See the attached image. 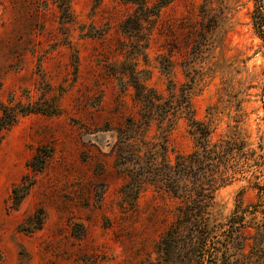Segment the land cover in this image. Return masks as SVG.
<instances>
[{
	"label": "rangeland",
	"instance_id": "1",
	"mask_svg": "<svg viewBox=\"0 0 264 264\" xmlns=\"http://www.w3.org/2000/svg\"><path fill=\"white\" fill-rule=\"evenodd\" d=\"M160 1L145 0L137 29L129 17L144 16L127 0H0V264H164L158 245L179 200L143 177L130 192L138 166L118 163L115 130L146 113L140 157L163 144L171 162L191 152L184 115L156 114L163 101L176 105L184 84L211 142L242 144L220 167L228 183L213 193L210 224L239 203L264 209L258 0H166L152 15ZM135 85L153 105L136 101ZM252 217L264 220L246 214L247 225Z\"/></svg>",
	"mask_w": 264,
	"mask_h": 264
},
{
	"label": "trees",
	"instance_id": "2",
	"mask_svg": "<svg viewBox=\"0 0 264 264\" xmlns=\"http://www.w3.org/2000/svg\"><path fill=\"white\" fill-rule=\"evenodd\" d=\"M127 2L137 4L138 13L144 16L135 20L136 16L129 17L138 29L140 21L148 17L145 0H127ZM166 3V0H162L153 5L155 12L152 15L157 16L160 8ZM129 19L120 25L126 35L132 33ZM252 20L255 32L264 39V14L260 0ZM200 36L204 38L203 33H200ZM199 45L200 43H196L194 49ZM136 50L140 52L139 49ZM131 76L135 79L134 71ZM134 89L136 101L143 106L153 105V97L146 92L149 91L148 89L140 85H135ZM189 89L187 84L182 85L176 105L172 108L168 101H163L156 105L160 107V111L156 114L161 120L171 109L184 115L188 120L189 134L194 138L191 152H178L171 162L167 156V147L163 144L161 151L152 147L140 157V149H135L134 140L136 135L142 134L141 125L146 124L143 120L144 116L150 118L146 113L143 114L144 116L141 115L140 119L127 118L124 126L115 130L118 139L116 145L119 152L118 163L122 165L131 162L133 166H138V170H134L137 179L132 177L125 186L128 185L130 192L137 193L140 189L139 177H143L156 189L179 200L174 218L162 232L158 245L164 264H264V220L252 222L254 219L252 217L248 222L251 226L245 221L246 214L254 215L260 212L264 216V209H260L261 203H249L246 207L239 203L224 223L210 224L209 209L213 193L218 187L228 183L226 173L220 167H225L229 160L240 152L242 144L238 145L229 139L211 142L209 127L194 118L189 102ZM4 111L3 109V113ZM7 124L8 122H3L0 117V127ZM158 156L161 158L160 162L156 161ZM33 161H30L28 166L31 171H38L37 167L31 164ZM260 165H264V162ZM256 186L259 191H264V185ZM13 191L15 192L16 188ZM12 198L14 200V196Z\"/></svg>",
	"mask_w": 264,
	"mask_h": 264
}]
</instances>
